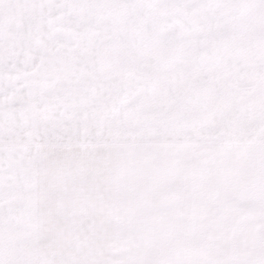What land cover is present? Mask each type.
<instances>
[{"label":"snow or ice","instance_id":"snow-or-ice-1","mask_svg":"<svg viewBox=\"0 0 264 264\" xmlns=\"http://www.w3.org/2000/svg\"><path fill=\"white\" fill-rule=\"evenodd\" d=\"M0 264H264V0H0Z\"/></svg>","mask_w":264,"mask_h":264}]
</instances>
